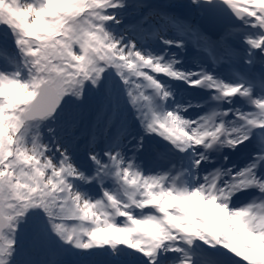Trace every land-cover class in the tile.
<instances>
[{
	"label": "snow or ice",
	"instance_id": "obj_1",
	"mask_svg": "<svg viewBox=\"0 0 264 264\" xmlns=\"http://www.w3.org/2000/svg\"><path fill=\"white\" fill-rule=\"evenodd\" d=\"M0 264H264V0H0Z\"/></svg>",
	"mask_w": 264,
	"mask_h": 264
}]
</instances>
